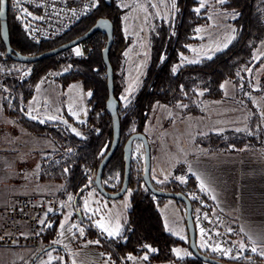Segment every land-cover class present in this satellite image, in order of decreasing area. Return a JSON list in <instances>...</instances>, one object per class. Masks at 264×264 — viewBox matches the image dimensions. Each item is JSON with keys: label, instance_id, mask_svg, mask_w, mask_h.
Segmentation results:
<instances>
[{"label": "rangeland", "instance_id": "obj_1", "mask_svg": "<svg viewBox=\"0 0 264 264\" xmlns=\"http://www.w3.org/2000/svg\"><path fill=\"white\" fill-rule=\"evenodd\" d=\"M176 2L177 0H116L123 15V32L130 42L125 51L124 71L119 73L118 80L119 99L124 108L130 105L138 92L149 66L151 34L157 22L171 21L174 18ZM201 3H203L201 9L207 10V22L197 27L195 42L189 45V54L181 55L179 64L175 67L176 71L181 66L212 58L216 53L226 49L236 37L237 29L233 24L236 14L224 9L222 7L224 2L202 0ZM101 4L99 3L95 15ZM29 40L32 44H37ZM89 46L92 48L90 44ZM79 51V47L71 49L68 58L83 59L78 56ZM30 70L31 68L25 64L4 63L0 60V112L3 111V100L9 99L11 95L7 86L1 84L2 77L15 72L23 77L27 76ZM67 71L66 67H61L48 72L52 74L54 82L43 78L37 85L39 87L38 89L36 87L35 98L33 97V102L27 106V115L34 120L63 124L70 131L79 133V128L70 123L67 117L79 125H84L89 114L88 100L91 92L85 91L80 81L62 90L60 78ZM242 79L244 93L241 98L237 96L234 81L228 80L223 84V98L218 101L202 100V113L198 115L187 113L185 107L179 104H157L154 107L149 115L145 134L151 146V178L156 187L172 191L175 184H178L184 189L182 193L197 205L204 200L212 203L206 188L210 182V168L219 170L221 154L216 153L225 151H210V147L201 145V141L212 134L227 138L229 137L227 132L251 135L253 107L259 111L264 127V41L257 48L252 64L244 69ZM123 97L127 99H122ZM42 101L46 102V106L40 108L44 112L39 109ZM20 126L22 128L18 135L20 142L12 139L14 133L7 136L10 140L8 142L14 140L15 145H19L16 153L21 156L34 155L37 163L34 168H27L29 170L24 171L26 177L21 183L20 191L16 192V197L54 196L61 202L60 213L51 218L49 224L50 230L57 220L54 235L44 240L39 249H18L21 252V264H29L36 256L38 257L35 264H116L111 255L103 250L102 240L116 241L124 234L131 207V190L114 201L101 195L96 187L91 188L90 190L104 203L94 204L93 201H97L96 197L94 199L92 194L86 193L80 205L76 206L73 195L66 192L63 184L39 180L43 159L53 157L57 150L54 141L48 136L36 135ZM242 151H262L261 156L264 157V148ZM132 157L134 179L140 181L145 166V151L141 141H135ZM121 179L119 167L111 165L106 171L104 184L108 190L116 192L120 188ZM155 204L159 205L167 231L183 243L173 248L179 250V254L173 251L175 258L182 261L194 257L188 247L189 236L184 204L174 199H164L161 203L156 199ZM79 213L81 217L78 216ZM82 222H85V226L94 227L97 236L90 237ZM101 224L103 228L99 226ZM109 232L113 235H109ZM239 235L237 232L236 236ZM50 245L53 246L50 250L43 251ZM239 246L241 254L232 258V261L253 262L257 259L264 261V247L251 246L249 249V246L240 242ZM41 251L43 252L39 255ZM151 252L149 250L141 255H128L127 264H152L149 263Z\"/></svg>", "mask_w": 264, "mask_h": 264}, {"label": "trees", "instance_id": "obj_2", "mask_svg": "<svg viewBox=\"0 0 264 264\" xmlns=\"http://www.w3.org/2000/svg\"><path fill=\"white\" fill-rule=\"evenodd\" d=\"M201 1L177 0L174 18L171 21L157 22L150 38L149 66L138 92L127 108L123 107L119 99L118 80L119 73L124 71L125 51L130 42L123 32V15L116 0H112L110 5L100 0L101 8L96 15L95 11L58 41L38 45L30 42L24 30L15 23L11 13L8 12L11 45L15 50L29 55L53 49L84 34L99 18H109L113 22L114 43L110 51V63L114 70L115 96L120 102L121 145L104 171L103 184L106 171L111 165L119 167L123 181V145L130 135L145 133L149 115L157 104H179L185 107L187 113L201 114L202 100H221L224 95L223 84L228 80L234 81L237 96L242 97L244 93L243 71L252 64L257 48L264 41V0H224L222 7L236 14L233 24L237 29V34L233 42L212 58L181 66L176 71L175 67L179 64L181 55L189 54L188 47L195 42L194 35L197 27L207 22V10L201 9ZM197 8L200 9L199 12L196 11ZM87 42L93 49L87 58H68L70 49L37 63L25 64L31 68L27 76L22 77L16 72L6 74L2 77L1 83L7 86L11 93L9 99L3 100L6 114L28 131L39 136L50 137L57 148L53 157L43 159L39 180L63 184L66 192L73 195L76 206L80 205L83 196L91 188H95L94 179L98 166L112 140V121L106 109L108 99L106 67L102 58V50L106 45L107 37L102 33H96ZM0 60L4 63L21 64L5 58V46L1 38ZM61 67H66L68 70L60 78L62 90L80 81L84 90L91 92L88 100L89 119L95 125L100 126L98 135L84 125L75 123L70 117H67V120L79 128V134L70 131L63 124L42 122L28 117L27 106L35 95L37 85L43 80L45 74ZM251 113V135L227 132L229 137L223 138L212 134L202 140L201 145L209 146L210 151L213 152L261 150L264 148V127L259 111L253 107ZM133 163L132 159L129 186L131 207L125 224V232L116 241L103 239V250L111 255L116 264H127L128 255H141L149 252V248L145 245L155 249L149 257V263L152 264H206L196 257L182 261L175 258L173 248L183 243L167 231L159 205L155 204L156 199L160 203L164 199L154 196L143 184V179L140 181L134 179ZM152 182L154 184L153 180ZM171 190L184 191L183 187L178 184H175ZM192 203L194 210L197 204L194 201ZM56 223L57 220L53 227L47 230L44 240L52 238ZM82 223L85 226V222ZM85 229L90 237L97 236L96 230L91 225L85 226ZM199 248L204 254L217 258L201 247ZM230 262L236 264L264 263L259 259L253 262Z\"/></svg>", "mask_w": 264, "mask_h": 264}, {"label": "built area", "instance_id": "obj_3", "mask_svg": "<svg viewBox=\"0 0 264 264\" xmlns=\"http://www.w3.org/2000/svg\"><path fill=\"white\" fill-rule=\"evenodd\" d=\"M99 1L9 0L8 12L29 39L37 44L51 43L67 35L91 16ZM77 47L81 58H87L92 52L87 41ZM44 78L54 82L51 73L45 74ZM84 125L95 135L100 132V126L90 121L89 114ZM60 211L61 202L54 196L12 197L7 207L0 208V247L41 248L51 218L56 217ZM193 220L197 242L203 250L226 262L241 254L235 239L238 224L214 204L208 200L198 204L193 210Z\"/></svg>", "mask_w": 264, "mask_h": 264}, {"label": "crops", "instance_id": "obj_4", "mask_svg": "<svg viewBox=\"0 0 264 264\" xmlns=\"http://www.w3.org/2000/svg\"><path fill=\"white\" fill-rule=\"evenodd\" d=\"M44 106L46 102L42 101L39 109ZM21 132V126L6 114L3 107L0 112V208L9 205V200L20 191L26 177L24 171L34 168L37 163L34 155L16 153L19 145H15L14 140L8 142L7 136L14 133L11 137L19 143ZM261 152L216 153L221 154V167L219 170L210 168V182L206 186L214 206L238 224L240 235L235 236L236 242L246 244L249 249L251 246L264 247V157ZM87 193L92 194L94 199L96 197L94 204L104 203L92 190ZM21 259L18 249L0 247V264H21Z\"/></svg>", "mask_w": 264, "mask_h": 264}, {"label": "water", "instance_id": "obj_5", "mask_svg": "<svg viewBox=\"0 0 264 264\" xmlns=\"http://www.w3.org/2000/svg\"><path fill=\"white\" fill-rule=\"evenodd\" d=\"M107 5L112 3V0H104ZM8 0H4L2 7H0V38L5 46V58L12 59L13 61L21 64H34L43 59L57 56L67 50L73 49L79 44L88 41L94 34L102 33L106 35L107 42L102 50V58L106 67L107 87H108V99L106 101V109L109 113L112 121V140L110 147L100 162L94 184L98 192L107 199H119L122 198L129 190L130 180L132 175V159L133 148L135 141H141L144 146V172L143 182L146 188L156 197L163 199H174L184 204L186 210V226L189 236V249L197 259L203 261L206 264H236L232 262H226L208 256L201 252L198 242L197 234L193 220V203L188 196L182 192H174L157 188L151 178L152 171V155L149 139L145 133H134L128 137L123 145V158H124V172L123 181L120 189L116 192L108 190L103 184L104 171L117 152L121 145V121L119 116L120 102L115 96V83H114V70L110 63V51L114 43V24L109 18H99L94 25L86 31L84 34L67 41L53 49L38 53L35 55L23 54L15 50L11 45L9 21H8ZM81 217V214H78ZM53 246H48L44 251L50 250ZM40 255V254H39ZM38 257V256H36ZM34 258L30 264H34L37 258Z\"/></svg>", "mask_w": 264, "mask_h": 264}, {"label": "snow or ice", "instance_id": "obj_6", "mask_svg": "<svg viewBox=\"0 0 264 264\" xmlns=\"http://www.w3.org/2000/svg\"><path fill=\"white\" fill-rule=\"evenodd\" d=\"M3 2H4V0H0V7H2ZM220 2L223 3L224 0H220ZM173 7H175V4L173 5ZM201 7H203V3H201ZM199 10H200L199 8L196 9L197 12H199ZM225 46H227V45H225ZM77 54L79 55L80 53L78 52ZM173 71H175V69H173ZM89 95H91V93H89ZM122 99H127V97H123ZM77 134H79V133H77ZM99 226L103 228V224H101ZM105 230L107 231V229H105ZM109 235H113V233L109 232ZM145 247L149 248L150 251H155V249H151L150 246H148V245H145ZM173 251H175V252H177V254H179V250L174 249ZM252 251H256V249H252ZM145 259H147V257H145Z\"/></svg>", "mask_w": 264, "mask_h": 264}]
</instances>
